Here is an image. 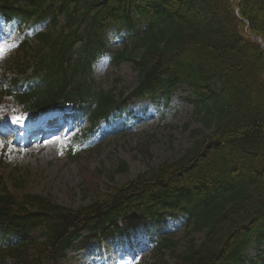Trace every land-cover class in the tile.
Returning <instances> with one entry per match:
<instances>
[{
	"label": "trees",
	"instance_id": "obj_1",
	"mask_svg": "<svg viewBox=\"0 0 264 264\" xmlns=\"http://www.w3.org/2000/svg\"><path fill=\"white\" fill-rule=\"evenodd\" d=\"M238 7L249 32L264 40V0ZM0 8L46 26L8 62L23 78L3 79L28 109L82 102L95 120L115 107L116 95L90 75L112 33L124 28L117 65L132 61L137 86L151 94L188 84L203 126L179 157L108 185L76 209L51 196L20 202L0 191V264H56L80 231L110 230L128 215L156 221L159 260L170 252L185 264H264V49L243 32L230 0H0ZM128 169L120 161L116 173ZM164 212H181L202 239L190 238L176 254L179 242L160 236Z\"/></svg>",
	"mask_w": 264,
	"mask_h": 264
},
{
	"label": "rangeland",
	"instance_id": "obj_2",
	"mask_svg": "<svg viewBox=\"0 0 264 264\" xmlns=\"http://www.w3.org/2000/svg\"><path fill=\"white\" fill-rule=\"evenodd\" d=\"M23 36L24 31L17 28L15 22L6 24L0 16V61L15 54ZM119 42L120 40L117 41ZM34 43L35 41L31 44ZM121 46L122 44H118L116 47ZM93 77L105 89L117 85L118 89H126L125 93L130 95L136 73L131 63H123L116 68L103 59L96 65ZM117 78H120L119 84ZM188 96L189 99L192 98L188 88L175 89L171 95L170 108L163 112L162 118L161 113H155L152 109L151 100L131 95L123 112V117L126 113L130 115L127 117L129 128L119 131L116 125L120 119L115 120L110 125V133L98 131L92 138V145L84 149L73 162L69 161L62 149L63 137L20 152L14 146L5 148L0 137V191L12 193L18 200L22 199V195L31 193L51 194L59 203L71 207L89 203L98 193H105L108 177L115 172L120 160L128 162L130 167L125 174H115L114 179L118 184L134 178L149 166L173 160L181 148L189 145L190 132L198 129L200 123L193 116L194 107ZM147 107L148 110H144ZM86 126L87 124L83 127ZM70 133L71 131L68 134ZM144 148L149 155L143 154ZM169 223V232L176 238L183 239L180 246L183 249L189 239L188 231L180 218L175 221L169 219ZM142 235L140 231L135 237L139 240L143 238ZM197 238L201 236L197 235ZM79 244L94 248L96 241L87 239ZM108 245L111 247V242ZM88 247L82 252L69 251L61 264H96ZM113 248L123 250L117 243ZM149 248L150 246L145 248L131 264H181L173 256H166L164 261H155ZM110 257L112 258V253ZM127 260L122 262L129 264Z\"/></svg>",
	"mask_w": 264,
	"mask_h": 264
}]
</instances>
